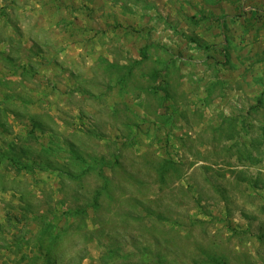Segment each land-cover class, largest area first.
Here are the masks:
<instances>
[{"label":"rangeland","instance_id":"374dc122","mask_svg":"<svg viewBox=\"0 0 264 264\" xmlns=\"http://www.w3.org/2000/svg\"><path fill=\"white\" fill-rule=\"evenodd\" d=\"M0 264H264V0H0Z\"/></svg>","mask_w":264,"mask_h":264}]
</instances>
